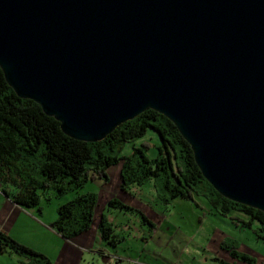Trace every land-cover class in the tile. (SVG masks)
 <instances>
[{
    "label": "water",
    "instance_id": "water-1",
    "mask_svg": "<svg viewBox=\"0 0 264 264\" xmlns=\"http://www.w3.org/2000/svg\"><path fill=\"white\" fill-rule=\"evenodd\" d=\"M0 68L77 139L157 110L264 212V0H0Z\"/></svg>",
    "mask_w": 264,
    "mask_h": 264
},
{
    "label": "trees",
    "instance_id": "trees-1",
    "mask_svg": "<svg viewBox=\"0 0 264 264\" xmlns=\"http://www.w3.org/2000/svg\"><path fill=\"white\" fill-rule=\"evenodd\" d=\"M147 129L153 130L158 137L153 157L144 154L140 146L146 147L147 143L143 141L140 145L132 144L128 154L120 153L123 143L143 136ZM118 160H121V187L140 185L162 173L166 192L163 200L176 196L192 199V193L202 195L221 215H229L234 210L245 215L246 219L230 218L251 227L255 235L264 240V212L220 194L202 176L190 145L164 114L146 107L115 125L100 139H77L65 133L59 121L43 112L37 102L18 96L0 68V190L13 202L39 207L40 190L52 188L59 195L72 192L57 205L50 224L61 236L70 238L89 226L95 204L93 191L80 192L78 188L94 178L106 179V168ZM199 182H204L201 190L196 189ZM108 204L131 208L115 197L110 198ZM140 215L145 218L142 213ZM98 227L101 236L112 243L114 236L103 216ZM6 249L36 264H50L41 252L0 232V252ZM231 254L242 261L251 260L234 249Z\"/></svg>",
    "mask_w": 264,
    "mask_h": 264
},
{
    "label": "crops",
    "instance_id": "crops-1",
    "mask_svg": "<svg viewBox=\"0 0 264 264\" xmlns=\"http://www.w3.org/2000/svg\"><path fill=\"white\" fill-rule=\"evenodd\" d=\"M120 163L121 160H118L106 168V179L94 178L89 180H97L99 184L96 187L97 191L93 190L95 193V204L92 210V218L89 226L76 235L70 238L61 236L50 225L54 218L41 217L40 205L37 208L35 206H20L1 190L0 232L8 234L35 251L41 252L47 257L50 264H125L127 258L136 259L141 264H176L173 261L181 262L180 264H188V232L178 230L176 223L171 222L166 216V213L177 204L188 209V199L176 196L165 201L162 198L165 197L166 192L158 194L152 185V188L148 186L149 188L146 189L148 190L146 194L147 196L149 195V200L140 196L136 198L133 194V187L138 186L141 189L144 184H130L121 187ZM141 196H145L144 192H142ZM113 197L131 208L108 204V200ZM204 201L207 203V210L217 215V212L210 207L207 200L205 199ZM195 204H198L197 201H195ZM125 211H133L136 214L133 215L131 220L124 216ZM180 212L182 211L180 210ZM118 213H121V215H117ZM141 213L145 218H142ZM101 216L105 218V222L111 228L110 234L114 236L112 243L108 242L100 234L98 224ZM33 223L41 227L47 226L50 228L51 234H48L46 230H41L40 235L33 236L31 234ZM235 225L237 224L235 223ZM171 226L174 229L169 230ZM159 231L164 232L159 235L161 236L159 237L160 242L163 241V244L158 245L164 246L160 252L156 248L154 250L149 248L150 240L156 235L158 236ZM145 233L148 234L150 240L145 236ZM213 236L212 243L208 249L201 247L203 252L209 253L208 259L212 260V264H264L262 256L259 255L256 259L247 252L238 249L232 239L226 240L222 238V232L218 231ZM27 238L31 242L37 241L32 245L27 241ZM175 238L182 240L184 243L180 246L179 252L173 251L176 254V259H171L170 256L163 252H165L168 242ZM174 244L179 246L175 242ZM232 249L244 253L251 260L242 261L239 257L233 256L231 254ZM4 253L15 255L7 254L9 257L14 258L15 261H18L19 264H36L28 257L12 250L1 251L0 255ZM202 259L206 261L207 257L203 256ZM39 264L45 263L40 262Z\"/></svg>",
    "mask_w": 264,
    "mask_h": 264
},
{
    "label": "rangeland",
    "instance_id": "rangeland-1",
    "mask_svg": "<svg viewBox=\"0 0 264 264\" xmlns=\"http://www.w3.org/2000/svg\"><path fill=\"white\" fill-rule=\"evenodd\" d=\"M142 141L147 143L146 147H144L143 145L140 146L143 149L144 154L147 157H153L156 154L155 144L158 143V137L156 133L151 129H147L143 136L134 139L132 142L123 143L120 149V153L128 154L132 150V144L140 145V142ZM177 161H180L179 157H177ZM164 179L165 176L162 173L154 176L149 181L142 183L144 185H142L141 189H139L138 186H134L133 194L136 196V198L140 196L144 197V199L149 200V195L147 196L146 194V191H148L146 189L149 188L148 186H150L151 188L153 186L156 190V193L158 194L164 193ZM202 184H204V182H199L196 185V189L201 190ZM98 186V181L92 180L83 183L82 186L78 188V190L80 192L88 190L97 191L96 187ZM142 192H144L145 196H141ZM39 194H41L38 202V205L41 206V217H49V219H53L56 214L55 207H57L60 202L66 200L69 196H71L72 192H67L65 194L59 195L56 194L52 188H46L43 191L40 190ZM204 200L205 198L202 195H196V193H192V199H188V209L185 208V206L177 204L173 206V208H171L169 212H164L167 214L166 216L171 220V222H174V224L176 223L178 230L188 232V264H212V260L208 259L209 253L203 252L201 247H205L206 249H208L209 245L212 243V238L214 237L213 235L218 231L222 232V238H225L226 240L232 239L233 243L237 246L238 249L247 252L249 255L255 257L256 259L259 255L264 258V240L257 237L251 227L242 226L237 219L230 218V216H234L240 219H246L245 215L235 210L231 211L227 216H222L219 213H217V215L212 214L209 212V210H207V203ZM195 201H197L198 204H195ZM35 207L37 208V206ZM180 210L182 212H180ZM135 214L136 213L133 211H125L124 216L132 220L133 215ZM117 215H121V213H118ZM235 223L237 225H235ZM254 226L255 223H252V227ZM43 227L33 223L31 227V234L33 236L40 235L41 230H46L48 234H51L50 228H48L47 226ZM172 229H174L173 226H171L169 230ZM163 231H159L158 236L156 235L151 240L148 238V234L145 233V236L150 240L149 248L153 250L154 248H156L159 252L163 249L164 246H160L161 244H163V241L160 242L159 239V237H161L159 235L163 234ZM46 238L48 239V237ZM27 239V241L32 245L37 241L34 240L31 242L29 238ZM174 242L179 246H175ZM183 243L184 242L182 240H178L177 238H175L172 241L168 242L167 248L163 253H165L167 256H170L171 259H176V254L173 251H175L176 253L179 252L180 246ZM7 254L12 253H4L3 255H0V264H19L18 261H15L14 258L9 257V255ZM12 256L15 255L12 254ZM203 256L207 257L206 261L202 259ZM173 263L177 264L178 262L173 261ZM137 264L141 263L137 261Z\"/></svg>",
    "mask_w": 264,
    "mask_h": 264
},
{
    "label": "built area",
    "instance_id": "built-area-1",
    "mask_svg": "<svg viewBox=\"0 0 264 264\" xmlns=\"http://www.w3.org/2000/svg\"><path fill=\"white\" fill-rule=\"evenodd\" d=\"M137 260L133 258H127L125 264H136Z\"/></svg>",
    "mask_w": 264,
    "mask_h": 264
}]
</instances>
